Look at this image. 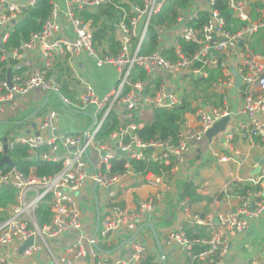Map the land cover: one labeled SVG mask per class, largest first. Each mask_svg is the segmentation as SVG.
<instances>
[{
  "label": "built area",
  "instance_id": "obj_1",
  "mask_svg": "<svg viewBox=\"0 0 264 264\" xmlns=\"http://www.w3.org/2000/svg\"><path fill=\"white\" fill-rule=\"evenodd\" d=\"M39 1L0 0V61L5 63L7 75L9 70L12 72L11 89L7 77L0 75V122L19 120L23 113H15L13 105L36 89L50 96L48 104L56 96L67 110L88 117L89 121L81 132L61 134L57 112L47 104L35 118L34 133L6 137L8 150L25 147L31 158L59 164L61 170L38 178L34 174L26 177L16 168L0 169V190L17 191L14 205L0 207V264H18L2 251L13 246L20 248L30 238H34L33 244L22 253L27 261L45 253L47 264H73L85 258L96 264H145L152 255V233L143 226L151 224V219L166 209L175 193L184 219L166 231L164 251L181 254L183 264H224L233 241L248 233L264 214V165L241 192L232 193L225 187L214 202V210L204 216L193 212L189 198L181 199L179 178L187 155L206 139L207 132L224 118L234 116L233 90L240 95L239 110L248 123L224 132L226 146L232 148L241 132L264 143V52L256 54L253 49L256 38L264 33V0H221L243 23L236 32L228 29L217 7L218 0H190L178 9L172 25L156 27L157 50L151 54H144L143 48L154 18L171 0H52V12L43 30L33 35L29 43L6 52L4 45L15 25ZM107 5H112L121 17L114 25L115 31L107 33L113 38L112 43L108 37L101 42L95 39L106 21L95 24L91 18L83 19ZM82 55L97 70H115L116 85L105 94H98L79 71L77 61ZM59 64H65L81 87L75 98L63 92L66 85L60 78ZM141 74L146 78L142 79ZM238 77L242 78L240 90L236 88ZM211 79L210 101L200 90ZM213 99L219 103H212ZM185 106L190 110L179 122L175 136L142 141L138 131L144 123L137 122L139 117ZM111 116L116 117L119 128L101 140V131ZM1 141L0 153H4ZM119 151L125 155H119ZM228 160L222 157L220 163ZM137 162L146 164L147 169L136 172ZM120 166L124 170L115 171ZM150 166H156L157 171L148 170ZM137 176L143 177L156 193L128 210L123 206L126 184ZM88 187H96L93 198H98L101 209L97 237L78 236L60 249L55 244L58 239L83 228L80 195ZM46 200L51 218L41 225L36 214ZM186 223L207 228L210 237L189 239ZM139 228L138 237L128 244L129 262L111 258L108 252L118 241L130 239ZM146 235L151 239L142 238ZM196 246L203 250L196 253Z\"/></svg>",
  "mask_w": 264,
  "mask_h": 264
},
{
  "label": "crops",
  "instance_id": "obj_2",
  "mask_svg": "<svg viewBox=\"0 0 264 264\" xmlns=\"http://www.w3.org/2000/svg\"><path fill=\"white\" fill-rule=\"evenodd\" d=\"M77 62L81 75L92 84L98 94L103 95L116 85L117 73L115 70L109 68L97 70L84 55H82ZM70 78L71 79L64 76L63 82L67 83L69 87L68 91L71 95L70 97L75 98L81 91V87L72 79L71 75ZM209 94L211 95L210 92ZM27 96L29 97L16 101V104L20 102L28 103L29 110L26 112V114L37 110L38 107H40V105H42L48 97L40 89L33 90ZM239 97L240 95L237 90H233L231 92V105L233 106L232 110L234 116L231 119V123L227 127L228 130L232 127H239L248 123L246 117L242 115L239 110ZM213 100L214 102L212 103H219L217 99ZM51 107L54 108L58 115L57 123L59 133L76 134L87 128L89 121L88 117L81 115L82 120L79 121L80 118H76V116H79L78 114L70 113V111L62 105V103L59 104L57 101H54ZM26 114L23 113L19 119L22 120L23 124H17L22 126L19 133L32 134L35 132L36 120L33 119L26 121L28 119L27 117L30 115L29 114L26 116ZM189 121L193 123V117L189 116ZM0 123H8V121H1ZM9 123L10 124H4L0 126L6 128L7 132L10 130H16L14 129V124H11V122ZM224 134L225 133L216 137L212 143H210L207 139H204L196 150L190 152L187 155L186 164L181 170L179 188H181L182 191V186L187 181L194 183L197 188V194L200 196L201 201L192 205V210L193 212L202 216L207 215L212 212V210H214V202L217 198H220L221 192L225 187H229L232 193L236 192L235 189L241 190L247 187V181L251 177H254L260 170V167L264 165V143L262 141L249 137L247 132H241L233 141L232 148H229L225 144ZM6 137H8V133H4V131L0 130V141L4 140ZM222 157H228L229 160L227 162L220 163V159ZM95 190L96 187H88L85 189L84 193L80 195L83 223L82 230L78 232H72L69 235L58 239L55 242L58 248L64 249L78 236H84L86 239L91 237L93 238V235L96 231L97 219L96 197L93 198ZM154 193H156V190L147 186L143 177L137 176L126 184L123 206L128 210H132L140 200H145ZM178 205L179 199L175 193L167 202L166 209L157 213L150 221L154 226L161 243L164 241L166 231L169 229H174L184 219V216L180 210V206ZM224 206L225 202H222L220 204V208L223 209ZM167 213H169V217L162 220V217H164ZM186 226L195 227L187 223L184 224V227ZM127 240L118 241L112 250L119 249V251L110 255L111 258L129 262L131 258L129 248L127 246L120 248L121 245ZM149 242L152 245V255L156 257V261H160L161 264H164L153 234L152 239L149 240ZM165 251L168 256V264H183V257L181 254L178 252H169L168 250ZM2 254L18 264L49 263V258L45 253H41L28 261L25 260L20 253V248L17 246L3 250ZM254 263L264 264V214L258 221L253 223L248 233L233 241L230 247V252L224 264ZM73 264L96 263L92 259L85 258L75 260Z\"/></svg>",
  "mask_w": 264,
  "mask_h": 264
},
{
  "label": "trees",
  "instance_id": "obj_3",
  "mask_svg": "<svg viewBox=\"0 0 264 264\" xmlns=\"http://www.w3.org/2000/svg\"><path fill=\"white\" fill-rule=\"evenodd\" d=\"M135 1V0H131ZM52 0H40L35 8H31L27 11L25 18L17 23L13 29V32L10 34L7 42L4 45V50L6 52H11L15 49L20 48L23 44L29 43L32 39V36L41 32L43 30L44 23L50 17L52 12ZM190 0H171L170 3L166 6L162 14L158 15L154 18L153 26L150 31V36L145 43L143 48L144 54H151L155 50H157V29L156 27H160L162 25H172L178 14V9L183 8L189 4ZM219 10L222 13V16L227 22L228 29L231 31H238L242 28L243 23L239 22L229 10L227 4L221 0H218ZM93 19L95 24L104 20L106 23L111 25L102 24L101 32L95 34V39L98 42H101L102 38L108 37L109 41L112 43L114 40L107 33H113L114 25L117 23L121 17L119 13L112 5L104 6L100 11L95 13H90L88 15H84L83 19L86 21L88 19ZM206 16H202V19L205 20ZM253 18L256 19V6L253 7ZM264 33H261L253 43V49L256 54H261L264 52ZM114 52V51H113ZM2 57V52L0 51V58ZM4 70L1 72V77H7V70H5V63L0 61V69ZM58 69L60 70V78L66 76L70 78L71 71L66 68L65 64H59ZM141 78H146L144 74H141ZM212 79L205 84H202V89L200 92L204 94V97L208 100L211 99V95L209 94L210 82ZM66 87H64V94L71 96L68 91V85L65 83ZM198 88V86H196ZM189 107H179L170 111H154L152 117L149 115L148 119L144 116H141L137 119V122H143L144 128L138 131V134L143 142L149 143L152 141H157L159 139H167L169 136H175L179 129V122L184 118V115L189 112ZM119 128V122L115 116H111L109 121H107L106 125L101 131L100 139L105 140L111 133L116 131ZM8 136L10 135L9 131L7 132ZM8 138V137H7ZM1 142H4L2 140ZM5 154L0 153V169L10 170L12 168L18 169L24 176L29 177L31 174H34L38 178H46L50 177L61 170V166L59 164H50L42 162L38 159L31 158L28 153V149L22 146H17L14 149H9L8 156L12 162V166L5 165L1 166V161L3 160ZM134 168L136 172L145 171L147 169L146 164L144 163H135ZM123 166H120L115 171L122 172ZM150 171H157L156 166H150L148 169ZM235 187V185H234ZM236 192H241V190H236ZM181 199L189 198L191 205L197 204L201 201L200 196L197 194V188L193 182L187 181L182 186L181 191ZM17 199V191L12 189H1L0 190V207H8L10 205H14ZM36 217L41 225H45L49 223L51 218V210L50 205L47 200L42 204V206L37 211ZM1 222V219H0ZM185 232L189 239L195 240L198 238H209L210 233L206 228L199 227H184ZM102 250V248H100ZM203 248L200 246L195 247V252L199 253ZM156 257L154 255H150L145 264H157L155 262Z\"/></svg>",
  "mask_w": 264,
  "mask_h": 264
},
{
  "label": "water",
  "instance_id": "obj_4",
  "mask_svg": "<svg viewBox=\"0 0 264 264\" xmlns=\"http://www.w3.org/2000/svg\"><path fill=\"white\" fill-rule=\"evenodd\" d=\"M0 45H1V40H0ZM2 47V45H1ZM12 72L11 70L8 71V75H7V83H8V87L11 89L12 88ZM236 88L237 89H241L242 88V78L241 77H238L237 79V83H236ZM50 96L47 97V99L44 101V103L42 105H40V107H38V109L35 111V113L30 116L26 121H29V120H33L37 117V115L46 107V105L48 104V100H49ZM233 118V116H229V117H226L224 118L223 120H221L220 122L216 123L206 134V139L212 143V141L220 136L221 134H223L227 127L229 126V124L231 123V119ZM4 124H10L9 122L8 123H0V125H4ZM23 123L19 124V125H22ZM14 125H17L16 123ZM57 134V133H56ZM36 135H39L38 133H36ZM8 146H7V138L4 139V158L3 160L1 161V166H5V165H10L12 166V162L8 156ZM119 155H125V153H122L121 151L118 152ZM96 207H97V219H96V231L93 235V239H95L97 237V234L99 232V229H100V223H101V210H100V207H99V201H98V198L96 197ZM144 228L147 227L151 230L152 234H153V237L154 239L156 240V243H157V247H158V250L162 256V261L164 264H168L167 263V254H165V251H164V248L162 246V243L158 237V234L154 228V226L152 224H146L143 226ZM142 228V227H141ZM141 228L138 229V231L130 238L128 239L124 244L121 245L120 248H123L124 246L128 245L129 243H131L133 240H135L138 235H139V232L141 230ZM34 242V238H30L28 239L27 241H25L22 246L20 247V253L22 254L26 249L27 247L31 246ZM98 250L102 251L100 248H98ZM117 251H119V249H115V250H112V251H109L108 254L109 255H112L114 253H116ZM132 264V263H130Z\"/></svg>",
  "mask_w": 264,
  "mask_h": 264
},
{
  "label": "rangeland",
  "instance_id": "obj_5",
  "mask_svg": "<svg viewBox=\"0 0 264 264\" xmlns=\"http://www.w3.org/2000/svg\"><path fill=\"white\" fill-rule=\"evenodd\" d=\"M238 90H240V89H238ZM28 98L29 96H25V97H23L22 99H25V98ZM54 101H57L59 104H61V102L58 100V98L56 97V96H54V97H52L51 98V100L49 101V104H48V106H52L53 105V102ZM238 106V105H237ZM13 110H14V112L15 113H20V112H22V113H25L26 114V112L29 110V107H28V103L27 102H24V103H17L16 105H13ZM35 111L36 110H34L32 113L30 112V113H28V114H26V116L27 115H29L27 118H29L30 116H32L34 113H35ZM233 111V110H232ZM71 113V112H70ZM73 114V113H72ZM152 114H153V112H148V113H145L144 114V117L146 118V119H148V116L147 115H149V117L151 118L152 117ZM79 115V114H78ZM80 118L79 119V121L80 120H82V116L81 115H79V116H76V118ZM21 124L22 123V120H14V121H11V124ZM15 126V128L14 129H16V130H10L9 131V133H10V137H13L14 136V134H17V133H19L20 131H21V127L22 126H19V125H14ZM18 128V129H17ZM0 130H2V131H4V133H7V130H6V128H4L3 126H0ZM169 217V213H167L164 217H162V220H164L165 218H168ZM141 238V237H140ZM142 238H146V239H151V237H149L148 235H146L145 237L144 236H142Z\"/></svg>",
  "mask_w": 264,
  "mask_h": 264
},
{
  "label": "bare ground",
  "instance_id": "obj_6",
  "mask_svg": "<svg viewBox=\"0 0 264 264\" xmlns=\"http://www.w3.org/2000/svg\"><path fill=\"white\" fill-rule=\"evenodd\" d=\"M128 247V245H126Z\"/></svg>",
  "mask_w": 264,
  "mask_h": 264
}]
</instances>
